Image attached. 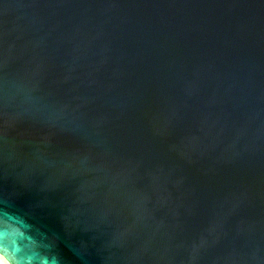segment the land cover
I'll return each mask as SVG.
<instances>
[{
    "label": "water",
    "instance_id": "1",
    "mask_svg": "<svg viewBox=\"0 0 264 264\" xmlns=\"http://www.w3.org/2000/svg\"><path fill=\"white\" fill-rule=\"evenodd\" d=\"M10 264H264V0H0Z\"/></svg>",
    "mask_w": 264,
    "mask_h": 264
},
{
    "label": "bare ground",
    "instance_id": "2",
    "mask_svg": "<svg viewBox=\"0 0 264 264\" xmlns=\"http://www.w3.org/2000/svg\"><path fill=\"white\" fill-rule=\"evenodd\" d=\"M0 264H10L6 261V259L0 254Z\"/></svg>",
    "mask_w": 264,
    "mask_h": 264
}]
</instances>
